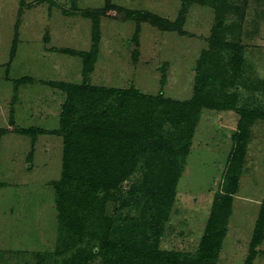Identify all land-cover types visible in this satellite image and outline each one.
<instances>
[{
	"label": "rangeland",
	"instance_id": "obj_1",
	"mask_svg": "<svg viewBox=\"0 0 264 264\" xmlns=\"http://www.w3.org/2000/svg\"><path fill=\"white\" fill-rule=\"evenodd\" d=\"M108 1L0 0V264H72L81 248L97 252L131 234L142 249L150 247L151 237L159 239L163 251L195 255L217 196L228 194L223 182L239 110L255 111L260 118L250 126L231 208L220 212L226 233L215 264H264V235L254 244L264 209V0H228L222 40L244 48V65L235 72L233 54L225 53L230 85L208 92V99L231 106L202 109L172 204L160 205V211L150 208L146 189L139 210L121 204L135 186L159 176H150L147 161L163 160L160 173L171 168L172 154L165 149L160 157L155 151L142 157L136 174L121 182L117 201L93 206L80 183L63 187L64 199L72 204L75 196L77 208L69 205V212L81 221L85 242L71 220H61L57 183L63 175L64 139L56 133L67 94L53 84L133 87L189 101L198 61L217 24L216 11L203 0H192L184 12L183 0H110L114 7ZM132 11L140 21L125 19ZM148 15L159 22L152 24ZM167 23H175L176 30H168ZM94 26L99 27V53L85 82L84 63L73 52H90ZM96 259L102 264L100 256Z\"/></svg>",
	"mask_w": 264,
	"mask_h": 264
},
{
	"label": "trees",
	"instance_id": "obj_2",
	"mask_svg": "<svg viewBox=\"0 0 264 264\" xmlns=\"http://www.w3.org/2000/svg\"><path fill=\"white\" fill-rule=\"evenodd\" d=\"M189 2L194 1L183 0V12ZM200 3L216 11L217 24L213 28L209 49L202 52L198 61L194 96L191 100L181 102L167 99L162 92L158 95H148L133 87L106 90L91 88L88 85L76 87L67 83L53 84L67 94L60 116L61 129L56 133L64 139L63 175L61 181L57 183L61 195L58 208L62 221L71 220L74 223L81 242H85L81 221L77 220L76 216L73 218L74 214L69 212V208H77L75 196L71 197L74 199L72 204L68 198L64 199L66 194L63 187L72 188L80 183L83 197L93 206L106 201H117L123 194L121 182L136 174L140 169L142 157L153 151L160 157L167 149L173 158L170 161L171 168L160 173L163 160L147 161L144 165L148 166L150 173L152 172L150 176L152 177L155 172L159 173V176L154 175L145 185L135 186L134 192L133 189L129 192L130 198H122L121 204L123 208L139 210L141 206L139 196L146 189L149 191L146 193L147 202L152 204L150 208L160 211V205L162 208L169 207L175 199L176 183L191 154L193 136L202 109H229L231 106L209 100L208 92L216 87L228 88L229 68L225 53L233 54L230 65L237 72L244 65V48L222 40L227 13L231 8L228 0H203ZM108 4L109 7L112 6L110 0ZM137 14L134 11L126 13L125 19L140 21ZM148 16L147 20L152 24H157V20L159 22L158 18ZM167 25L168 30H176L175 23ZM93 39L94 44L90 52H73L84 63L85 82L98 58V26H94ZM22 80L27 82L29 79ZM162 84H165V80ZM79 94L81 96L86 94V98L81 99ZM83 100L95 103L86 105ZM239 113L241 120L233 137L234 148L229 156L223 182L225 185L223 188L228 194L225 197L217 196L215 209L195 255L163 251L160 249L159 239L151 237L150 247L142 249L136 243L138 238L131 234L128 238L100 247L97 252L88 254L81 248L73 255L71 263L97 264L96 256H100L102 264H215L218 249L226 233L225 222L220 223L219 218L225 210L231 208L230 194L238 190L250 126L260 118L257 112L251 110H239ZM22 134L33 133L23 130ZM81 166L83 168H80ZM261 213L254 235L255 245L264 235V209ZM122 220L126 222L127 218Z\"/></svg>",
	"mask_w": 264,
	"mask_h": 264
}]
</instances>
